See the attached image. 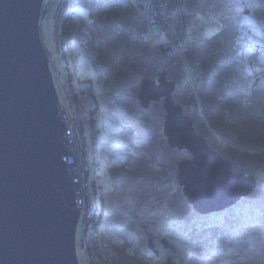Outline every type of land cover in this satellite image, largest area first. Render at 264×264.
Segmentation results:
<instances>
[{"label": "rangeland", "instance_id": "374dc122", "mask_svg": "<svg viewBox=\"0 0 264 264\" xmlns=\"http://www.w3.org/2000/svg\"><path fill=\"white\" fill-rule=\"evenodd\" d=\"M111 1L51 0L42 24L56 93L61 90L65 98L61 104L65 100L67 107L77 110L78 122L83 118L93 128L95 118L98 125L97 139L86 126L84 143L90 162L94 153L100 161L105 214L98 233L116 259L99 264H164L167 259L176 264H264V186L225 210L198 213L184 197L176 175L178 163L191 159V154L166 143L163 101L144 110L137 99L141 79L155 80L165 70L176 83L173 100L192 118L210 148L231 162L233 173L264 180V0H186L189 38L185 44L200 57L205 70L195 88L196 67L190 73L177 55H163L158 46L162 38L147 17L133 9L134 0H117L113 5ZM68 5L75 8L67 28L65 57L58 48L54 17ZM122 25L131 32L120 35ZM218 31L221 35H216ZM219 57L226 77L216 68ZM133 62L142 76L132 71ZM213 69H218L216 74L208 75ZM113 70L121 82L113 79L114 87L108 91L104 85ZM194 94L206 102L211 119L202 111L191 113ZM224 108L231 110L229 123L220 119ZM77 223L78 264H96L81 244L84 224ZM150 242L159 256L149 250Z\"/></svg>", "mask_w": 264, "mask_h": 264}, {"label": "water", "instance_id": "95a60500", "mask_svg": "<svg viewBox=\"0 0 264 264\" xmlns=\"http://www.w3.org/2000/svg\"><path fill=\"white\" fill-rule=\"evenodd\" d=\"M43 3L0 0V264H78L79 212L62 159L66 127L40 40ZM175 88L162 71L141 79L137 99L144 110L163 101L167 143L191 154L178 163V185L201 215L234 206L256 188L255 177L233 173L210 148L173 100ZM149 250L159 256L153 242Z\"/></svg>", "mask_w": 264, "mask_h": 264}, {"label": "built area", "instance_id": "2783aa9c", "mask_svg": "<svg viewBox=\"0 0 264 264\" xmlns=\"http://www.w3.org/2000/svg\"><path fill=\"white\" fill-rule=\"evenodd\" d=\"M135 2L137 4L138 11L146 15L147 20L151 23V25L156 27V32L160 35V38L163 37V45L165 46L168 54L183 57L182 46L185 43L187 30L186 0H135ZM42 8V15H44V13L49 9L48 4L44 3ZM55 18L58 48L61 49V51H65V38L68 32L67 28L70 23V11L68 9L58 11ZM41 41L44 42L43 40ZM60 88L61 86H58V89ZM72 90H74L73 87ZM84 92L89 91L85 90ZM58 94L60 116L64 126L66 127L64 132L68 141V143H66L68 155H64L62 159L69 169V178L73 183V191L76 201L74 209L79 212V220L84 224L81 244L83 248L88 251V255H90L93 261L99 260L100 262L108 263L109 261H113L114 258L110 254V251H108V247L101 242L98 233L102 223L101 221L105 214L104 190L99 185L97 175L100 161H98V157H96L94 153L90 162L89 150L84 143L86 138V136H84V120L82 118V121L78 122L79 117L77 116V110L74 111L70 104H68L67 107L65 100L63 106L61 104V100L65 98H62L60 95L62 94V91L60 90V93ZM74 97L76 101H78L79 98L75 93ZM77 105L78 104L76 103L74 106L77 107ZM83 105L84 104H79L80 107H83ZM87 113L88 112L85 111V114ZM64 114L66 115V120L64 118ZM68 115L69 118L72 119V122L68 118ZM85 116L87 115H84V118H86ZM95 120V118H92V125L96 123L93 128L89 125L90 130H92L91 136L94 139L96 138L95 135L97 133L96 128H98ZM74 124L76 127L73 126ZM93 130L95 131V134Z\"/></svg>", "mask_w": 264, "mask_h": 264}, {"label": "trees", "instance_id": "16d2710c", "mask_svg": "<svg viewBox=\"0 0 264 264\" xmlns=\"http://www.w3.org/2000/svg\"><path fill=\"white\" fill-rule=\"evenodd\" d=\"M115 1H117V0H113V1H111L110 2V4L111 5H113V4H115ZM50 2V5H51V0L49 1ZM113 3V4H112ZM134 4L135 5H133L132 7H133V9L135 10V11H137V12H139L138 11V9H137V4H136V2H135V0H134ZM190 6H191V8H192V3L190 4ZM135 7V8H134ZM50 6H49V11H50ZM140 13V12H139ZM46 15V14H45ZM72 15H73V13H72ZM142 15H144V14H142ZM145 16V18H146V15H144ZM44 19H45V17H44ZM146 21H147V19H146ZM56 24V23H55ZM55 24H54V29H55ZM123 26V30H121V32L119 33L120 35L121 34H123V35H125L126 33H129V32H131L130 30V27L129 26H125V25H122ZM117 31V30H116ZM133 33V32H132ZM221 35L220 34V32L218 31L217 32V34L216 35ZM56 35V34H55ZM132 35H134V34H132ZM131 35V36H132ZM210 37V36H209ZM155 39H157L156 37H154ZM160 38V37H159ZM189 38V33L187 32V30H186V38H185V42H186V39H188ZM163 40V39H162ZM221 40L222 39H219V42H221ZM220 44V43H219ZM221 45V44H220ZM219 45V46H220ZM159 47H160V49H161V52L163 53V55L165 54V55H169L168 54V52H167V50L165 49V46L163 45V44H160V45H158ZM187 48L186 50V52H188L187 53V58L185 57V56H183V57H181V56H178L179 57V60L181 61H183L184 63H185V65H183V67H184V69H185V67H186V71H188V72H190V73H192V69H194V67H196V72H197V74H196V79L195 78H193V85H194V88L196 87V85L197 84H199L202 80H203V76H204V74L205 73H203V72H205V70H204V68L203 67H201L200 65H201V60H200V57L198 56V55H196V53L195 52H192V51H189V46L187 45V43L185 44H183V46H182V48H183V52H184V48ZM67 50H68V48H67ZM67 50L65 51V54L66 55H68V52H67ZM182 52V53H183ZM169 56H172V55H169ZM216 60H217V62H216ZM215 60V62H216V65H217V67L216 68H219L220 69V72H223V73H221V76H224V77H226L225 76V72H224V70H223V67H222V61H223V59H222V57H219V59L217 58ZM67 61H68V59H67ZM181 61V62H182ZM183 63V64H184ZM191 64V66H193V67H189V65ZM188 65V66H187ZM168 68L172 71H175L176 72V68L174 69L173 67H171V66H168ZM132 71L134 72V74H136V75H138V76H142L141 75V71L140 70H137L136 68H135V64H134V62L132 63ZM139 69V68H138ZM96 70L98 71V67H96ZM218 70V69H217ZM217 70H215V69H213L212 71H208L207 72V74L209 75V74H216L215 72H217ZM165 71V70H164ZM178 71V70H177ZM201 73L203 74V76L201 75ZM98 74H99V76H101L102 75V73H100L99 71H98ZM105 76V74L103 75V77ZM105 78V77H104ZM119 77H117L116 75H114V70H113V72L110 74V76H108L107 77V81H109V84H105L104 86H105V89L106 90H108L109 91V88L110 89H113V87H114V84H111L113 81V79H117V81H119V83L121 82V80L120 79H118ZM144 79V78H143ZM156 79V78H155ZM127 81L126 82H130V80L128 81V79H126ZM170 80V79H169ZM59 81V80H58ZM225 80H222V82H224ZM110 84H111V86H110ZM129 83H126V86L128 85ZM132 84V83H131ZM130 84V85H131ZM112 85H113V87H112ZM124 85V84H123ZM132 86V85H131ZM130 86V87H131ZM197 89V88H196ZM120 91H123L124 92V89H121ZM197 94H198V91H197V93H196V96H197ZM196 96H195V94H194V96H193V99H194V103L191 105V107H192V110L194 109L195 110V113H198L199 112V114H200V111H202V113H206V114H208V116L211 114V112H210V110L208 109V106H207V104H206V102H201V99H196ZM198 97V96H197ZM220 100V99H219ZM204 101V100H203ZM100 106V105H99ZM107 106V105H106ZM100 109H101V107H100ZM110 108L109 107H107V110H109ZM194 110L191 112V113H193L194 114ZM217 116L216 117H218V118H220L219 117V112H218V114H216ZM215 118V117H214ZM85 119V118H84ZM210 119H211V115H210ZM216 119V118H215ZM221 121L222 120H224V121H226V122H231L233 119H232V116H231V110H229V109H227V108H224L223 110H221ZM212 121V120H211ZM83 125H84V133H85V128H86V126H89V125H87V123L84 121L83 122ZM220 127H219V124L217 123V126H216V130L219 132L220 130ZM219 139H220V141H224V138H222V137H218ZM86 139H87V136H86ZM166 139V138H165ZM225 142V141H224ZM167 143V142H166ZM248 152V154L249 155H254V151H252V150H250V149H246V150H244V152ZM99 167H100V165H99ZM98 167V168H99ZM99 170H100V168H99ZM99 170H98V173H99ZM98 173H97V175H98ZM244 174V173H243ZM245 175H249V174H245ZM259 178H255V180H256V183H257V188L258 187H262V186H264V180L263 179H259ZM99 182V181H98ZM99 185H100V183H99ZM101 186V185H100ZM232 207V206H231ZM212 219V218H211ZM211 219H210V221H211ZM203 220H205V221H208V219L205 217V218H203ZM200 223H203V222H200ZM104 244V243H103ZM110 254H111V252H110ZM112 255V254H111ZM113 256V255H112ZM114 258V260H113V262H116V259H115V257H113ZM112 262V261H111ZM95 263L96 264H99V263H101L99 260H97V261H95ZM118 263V262H117ZM103 264V263H102ZM119 264V263H118ZM122 264V263H121Z\"/></svg>", "mask_w": 264, "mask_h": 264}, {"label": "clouds", "instance_id": "9594fccd", "mask_svg": "<svg viewBox=\"0 0 264 264\" xmlns=\"http://www.w3.org/2000/svg\"><path fill=\"white\" fill-rule=\"evenodd\" d=\"M50 0H44V3H47L48 4V8H49V6H50V2H49ZM44 3H43V5H44ZM43 5H42V7H43ZM73 5H68V6H66V8H63V7H61L60 9H58L57 11H56V13H55V16H56V14L58 13V11H61V10H66V9H68L69 11H70V16L72 15V13H73V9L75 8V7H72ZM41 7V8H42ZM43 9V8H42ZM47 12H49V9L44 13V15H42V10H41V13H40V21H39V30H40V40H43L44 42H42V46H43V49H44V51H46V55L48 54V51H47V49H45V42H46V40L44 39V36H43V30H42V24H43V21L45 20L44 19V17H45V14H47ZM186 12H187V10H186ZM55 18V17H54ZM55 23H56V18H55ZM55 34H56V30H55ZM66 42H65V50H67L66 49ZM51 54L49 53V56H50ZM64 56L66 57V54H65V51H64ZM52 59H54V58H52ZM66 61H67V59H66ZM47 62H48V59H47ZM68 63L70 62V61H67ZM49 63V62H48ZM49 66V65H48ZM49 70H50V66H49ZM50 73H51V71H50ZM52 74V73H51ZM72 75V74H71ZM72 78H73V76H72ZM157 78V77H156ZM52 81H53V74H52ZM72 83H73V85L74 86H76V83L72 80ZM92 83V84H91ZM90 84H91V88H93V82H91ZM54 87H56V85H55V83H54ZM87 89V88H86ZM56 91H57V89H55V93H56ZM92 91V90H91ZM57 94V98H58V102H59V94H58V92L56 93ZM59 104V103H58ZM99 105V104H98ZM100 113V106H98V112H97V114L98 115H100L99 114ZM99 131V130H98ZM64 162V161H63ZM65 163V162H64ZM104 207H105V201H104ZM78 221H79V219H78ZM83 247V246H82ZM113 262V261H112ZM121 264V263H120Z\"/></svg>", "mask_w": 264, "mask_h": 264}, {"label": "bare ground", "instance_id": "6f19581e", "mask_svg": "<svg viewBox=\"0 0 264 264\" xmlns=\"http://www.w3.org/2000/svg\"><path fill=\"white\" fill-rule=\"evenodd\" d=\"M162 38H163V37H162ZM65 51H66V50H65ZM57 83H58V86H59V84H60L59 81H58Z\"/></svg>", "mask_w": 264, "mask_h": 264}]
</instances>
